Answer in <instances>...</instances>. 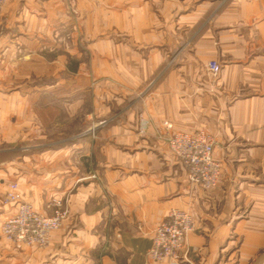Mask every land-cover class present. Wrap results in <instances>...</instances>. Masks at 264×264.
Masks as SVG:
<instances>
[{
	"label": "crops",
	"instance_id": "obj_1",
	"mask_svg": "<svg viewBox=\"0 0 264 264\" xmlns=\"http://www.w3.org/2000/svg\"><path fill=\"white\" fill-rule=\"evenodd\" d=\"M195 3L5 0L0 226L11 184L68 216L46 249L0 234V264H167L147 253L170 209L195 224L182 264H264V0ZM164 123L214 139L215 188L190 185Z\"/></svg>",
	"mask_w": 264,
	"mask_h": 264
},
{
	"label": "built area",
	"instance_id": "obj_2",
	"mask_svg": "<svg viewBox=\"0 0 264 264\" xmlns=\"http://www.w3.org/2000/svg\"><path fill=\"white\" fill-rule=\"evenodd\" d=\"M4 4L5 0H0V11ZM207 69L213 76L219 72V66L215 62L209 63ZM163 126L165 133L159 138L184 169L190 185L203 190L215 188L219 183L222 168L213 157L214 139L203 130L184 133L172 131L168 123H164ZM140 132H143L142 127ZM16 190L17 184H11L4 196V203L13 204L16 211L1 223V236L18 249L47 248L52 233L61 227L68 216L64 201L52 200L50 203L52 214L45 216L34 211L30 204L22 202ZM194 228L193 217L189 212L170 209L164 221L152 232L151 246L147 253L148 260L151 263L182 264L186 237Z\"/></svg>",
	"mask_w": 264,
	"mask_h": 264
},
{
	"label": "rangeland",
	"instance_id": "obj_3",
	"mask_svg": "<svg viewBox=\"0 0 264 264\" xmlns=\"http://www.w3.org/2000/svg\"><path fill=\"white\" fill-rule=\"evenodd\" d=\"M196 1V3H198V2H200V1H206V2H210V1H212V0H195ZM222 1H226V0H222ZM67 2H69V0H67ZM195 3V4H196ZM64 203H65V201H64ZM49 207H50V204H49ZM51 208V207H50ZM51 210H52V208H51ZM53 211V210H52ZM59 230V229H58ZM57 230V231H58ZM56 232V231H55ZM1 234V233H0ZM2 237V236H1ZM51 242V241H50ZM50 245V244H49ZM46 249V248H45Z\"/></svg>",
	"mask_w": 264,
	"mask_h": 264
}]
</instances>
